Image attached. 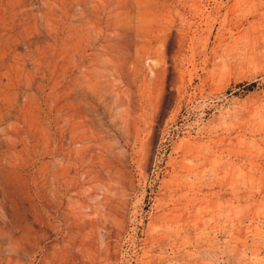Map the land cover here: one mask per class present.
<instances>
[{
  "label": "rangeland",
  "instance_id": "rangeland-1",
  "mask_svg": "<svg viewBox=\"0 0 264 264\" xmlns=\"http://www.w3.org/2000/svg\"><path fill=\"white\" fill-rule=\"evenodd\" d=\"M0 264H264V0H0Z\"/></svg>",
  "mask_w": 264,
  "mask_h": 264
}]
</instances>
